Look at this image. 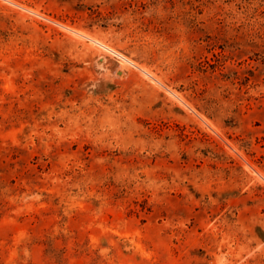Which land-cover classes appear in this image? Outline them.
<instances>
[{"label":"rangeland","instance_id":"374dc122","mask_svg":"<svg viewBox=\"0 0 264 264\" xmlns=\"http://www.w3.org/2000/svg\"><path fill=\"white\" fill-rule=\"evenodd\" d=\"M0 264H264V0H0Z\"/></svg>","mask_w":264,"mask_h":264}]
</instances>
